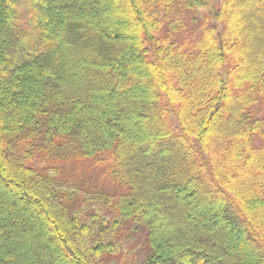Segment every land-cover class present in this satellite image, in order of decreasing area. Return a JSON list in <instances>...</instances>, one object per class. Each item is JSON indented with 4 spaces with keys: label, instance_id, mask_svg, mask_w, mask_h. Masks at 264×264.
I'll list each match as a JSON object with an SVG mask.
<instances>
[{
    "label": "trees",
    "instance_id": "1",
    "mask_svg": "<svg viewBox=\"0 0 264 264\" xmlns=\"http://www.w3.org/2000/svg\"><path fill=\"white\" fill-rule=\"evenodd\" d=\"M17 1L0 0V264H99L126 221L145 236L125 264H264V0H26L21 36ZM96 204L112 216L86 224Z\"/></svg>",
    "mask_w": 264,
    "mask_h": 264
},
{
    "label": "rangeland",
    "instance_id": "2",
    "mask_svg": "<svg viewBox=\"0 0 264 264\" xmlns=\"http://www.w3.org/2000/svg\"><path fill=\"white\" fill-rule=\"evenodd\" d=\"M25 1L26 0H18L17 1V2H20L19 8L21 9L19 16H17L18 25H19V28L21 29L20 30L21 32L15 30L14 32H15L16 36H21L22 33H26L28 31V29L30 28V25L28 22L30 15L28 14V12H30L29 9L31 7H28V6L26 7ZM218 4H219V0H212L211 5L205 9L201 10V12L206 13L207 11L211 10L212 7L216 8L218 6ZM69 170H70V172H72L71 177L75 178L76 180H78V179L85 180L86 179V180L90 181V183H95V184H98V186H101V187L103 186V187L107 188L108 191L112 190V188H110V186L107 187L105 185L107 183L106 180L99 178V171L96 168L93 170V165H91L90 163H88V164L80 163L79 165L73 164L72 166L69 167ZM94 203H99V202L94 201ZM91 204H93V203H91ZM92 206L95 207V209H92L93 211L95 210V212H92V213H95V215L99 219L103 218V219H106V221H107L110 218V216H112V214L108 210H106V208L102 207L101 204H99V205L98 204H96V205H81L80 206L81 213H79V215H80L79 217H80V219L85 220L86 224L91 223V220L88 217V212H89V209L93 208ZM129 224L126 221V222H123V224L121 226V228L127 230L126 234H128L129 237H126L125 233L123 231H120L119 229L118 230L115 229L113 231L114 232L113 234L115 235V238L117 241L115 243V249H113V251H111L110 253L105 252L99 258H97V261L99 262V264H104V262H106V261L113 262L116 264L117 263L125 264L128 262H132L133 260L138 261V260L142 259V256L144 253L145 232L141 228L137 229V231H134L132 229H130L131 230L130 231L129 229H126ZM108 225H109V223H108ZM98 226L100 227V222L97 225V227ZM110 227L111 228L115 227V224L114 223L111 224Z\"/></svg>",
    "mask_w": 264,
    "mask_h": 264
}]
</instances>
